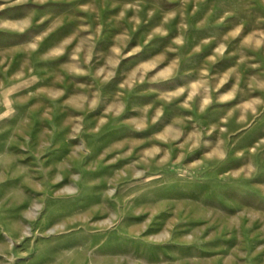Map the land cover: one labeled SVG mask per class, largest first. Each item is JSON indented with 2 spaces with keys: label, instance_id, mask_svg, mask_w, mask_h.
I'll list each match as a JSON object with an SVG mask.
<instances>
[{
  "label": "rangeland",
  "instance_id": "obj_1",
  "mask_svg": "<svg viewBox=\"0 0 264 264\" xmlns=\"http://www.w3.org/2000/svg\"><path fill=\"white\" fill-rule=\"evenodd\" d=\"M42 62L48 69H39ZM175 75L176 92L195 84L182 93H192L193 102L180 109L184 128L189 120L184 130L192 126L198 141L175 144L194 156L134 191L155 198L167 182L164 250L144 246L138 222L141 237L114 242L98 201L71 207L76 197L64 194L74 191L53 190L52 175L41 173L29 143L18 141L30 130V115L14 117L11 110L0 116V264H218L224 255L201 253L205 241L188 237L191 222L179 221V209L199 216L193 224L200 232L204 217L235 226L238 209L246 211L248 236L215 232V253L221 241L242 247V254L247 245H264V233L252 226L253 219L264 223V0H0V84L7 81L0 100L10 95L30 103L48 77L79 88L100 78L104 84L145 81L151 95L165 97L175 89H168ZM201 181L209 188L198 187ZM216 183L226 191L212 189ZM223 196L230 211L202 202Z\"/></svg>",
  "mask_w": 264,
  "mask_h": 264
},
{
  "label": "crops",
  "instance_id": "obj_2",
  "mask_svg": "<svg viewBox=\"0 0 264 264\" xmlns=\"http://www.w3.org/2000/svg\"><path fill=\"white\" fill-rule=\"evenodd\" d=\"M49 64L42 62L38 66L40 70L48 69ZM175 76L176 80H170L169 87L166 86L168 89H175L169 91L165 97L151 95V87L145 81L139 85L135 82L132 85L128 82L121 85L117 81L104 84L100 78V81H93L95 85L79 88L54 85V78L48 77L45 84L42 82L36 87L38 93L30 103L22 104L12 101L10 95L8 98L1 95L0 116L11 110L14 111V117L30 115V130L22 138L18 137V141L29 143L33 160L43 169L40 172L52 175L50 181L54 184L53 190L74 191L64 194L76 197L71 207L78 206L79 210L80 206L98 201L103 206L99 219L111 223L112 228L106 233L111 235L114 242L121 244L132 239L137 240L143 230L144 246L156 253V248L164 250L168 240L166 224L169 200L165 193L167 182L155 193V198L150 194L137 196L134 191L148 185L146 182H152L150 179L162 178V173L172 168L178 159L194 156L193 150L184 153L176 149V143L198 141V135L193 134L192 126L188 131L184 130L189 120L186 121L185 128L182 120L183 109L189 107L182 104H190L194 97L192 93L183 94L194 88V80H190L187 87H179L186 89L184 93L182 90L176 92V85L180 83L179 76ZM180 77L192 78L190 74ZM165 78L169 79L171 76ZM6 86L7 81L4 78L0 90ZM18 94L17 91L14 92V95ZM189 115L191 118L193 113L190 111ZM143 177H146V181L141 179ZM179 181L186 183L181 178ZM197 186L209 188L205 181ZM220 187L218 183L211 186L212 189L226 191L227 186ZM211 193L207 192L205 195ZM202 202H217L220 203L222 211L231 210L228 207L230 202L224 196L220 199L205 197ZM56 210L53 207L54 214H57ZM238 212L242 215H238L235 226H231L223 217V221H219L214 214L204 217L200 232L197 228L194 229L193 224L198 222L199 216L188 211L183 213L182 209L175 210L176 215H180V222H191L192 229L187 231L188 237H201L205 241V245L200 247L202 254L224 255L223 258L219 257L218 264H264V256L259 255L264 253V245H247L243 247L242 250L245 251L242 254V247L236 248L221 241L222 246L215 253V241L212 240L215 232L222 233L221 237L248 236L246 211L238 209ZM183 215L187 217V221L182 219ZM135 222L143 224L137 234L134 230ZM263 225L257 219L252 220L257 234L264 233ZM231 228H234L233 231ZM171 235L170 233L169 237ZM188 248L193 249L196 246L189 245ZM235 251L241 255L235 256ZM225 255L227 258H224Z\"/></svg>",
  "mask_w": 264,
  "mask_h": 264
}]
</instances>
